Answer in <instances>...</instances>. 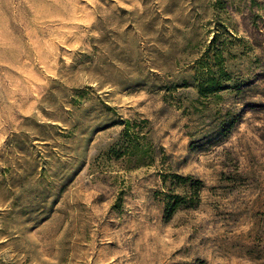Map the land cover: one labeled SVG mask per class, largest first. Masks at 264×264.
<instances>
[{
	"label": "rangeland",
	"instance_id": "obj_1",
	"mask_svg": "<svg viewBox=\"0 0 264 264\" xmlns=\"http://www.w3.org/2000/svg\"><path fill=\"white\" fill-rule=\"evenodd\" d=\"M0 264H264V0H0Z\"/></svg>",
	"mask_w": 264,
	"mask_h": 264
},
{
	"label": "trees",
	"instance_id": "obj_2",
	"mask_svg": "<svg viewBox=\"0 0 264 264\" xmlns=\"http://www.w3.org/2000/svg\"><path fill=\"white\" fill-rule=\"evenodd\" d=\"M208 68V77L206 81L197 82V90L198 94L201 96H209V95H219L220 92L225 91L233 86H226L223 84V78L221 76H214L212 66H207ZM242 84H236V87H241ZM111 109L110 106H107ZM105 119H101L97 122L95 126V130L100 131L103 129H107L109 127L127 124L128 126L124 129L126 135H128V128L130 125V120H123L121 118H117L114 113L109 112L105 113ZM206 117H208V121L204 123V125L197 131L198 139L191 140V146L194 149H205L207 145H211L215 141L227 136L240 122L243 111H226L219 112L218 110L206 111ZM93 129V130H94ZM131 149L135 150L132 146ZM135 152V151H134ZM133 152V153H134ZM81 163V162H79ZM164 183H168V178L171 177L172 181L175 182L176 186L184 189L183 192L175 193L173 190L171 193L167 194L166 203V214L167 216H172L178 209L196 207L198 202L200 201V190L203 187V181L200 179H194L191 175H182L178 173L173 174H162ZM39 186L34 188H24L22 187L20 192H27L30 195L31 199L34 200L44 199L45 207L44 213L50 212L53 206L56 203V195L55 194H47L44 190H37ZM184 193V194H183ZM33 197V198H32ZM36 203V202H34Z\"/></svg>",
	"mask_w": 264,
	"mask_h": 264
}]
</instances>
